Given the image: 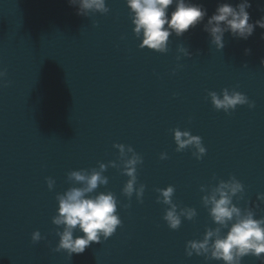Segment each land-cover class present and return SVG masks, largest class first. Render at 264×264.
<instances>
[{
    "label": "water",
    "instance_id": "1",
    "mask_svg": "<svg viewBox=\"0 0 264 264\" xmlns=\"http://www.w3.org/2000/svg\"><path fill=\"white\" fill-rule=\"evenodd\" d=\"M192 2L211 16L218 4L242 0ZM249 2L254 22L264 16V0ZM78 6L79 0L73 6L0 0V71L6 73L0 77V264H225L187 257L185 244L202 240L207 230L227 233L204 198L233 176L244 191L232 204L264 218L257 199L264 193V29L257 27L248 40L226 32L217 50L200 24L170 36L167 53H157L138 47L127 0H105L106 13L78 16ZM224 88L246 94L255 107L215 110L207 93ZM176 127L202 137L207 152L201 160L192 148L175 151L170 130ZM114 144L130 145L143 157L135 184L145 185L142 203L135 191L130 198L122 191L132 153L121 156ZM161 152L168 158L161 160ZM93 170L107 183L86 195L113 193L122 225L81 254L55 252L65 227L52 222L56 197L83 186L68 173ZM46 177L55 182L51 190ZM169 185L181 220L177 230L163 220L170 205L158 202L157 189ZM189 209L191 219L183 214ZM36 230L45 239L33 243ZM81 235L77 227L73 239ZM241 264L260 261L246 256Z\"/></svg>",
    "mask_w": 264,
    "mask_h": 264
},
{
    "label": "clouds",
    "instance_id": "2",
    "mask_svg": "<svg viewBox=\"0 0 264 264\" xmlns=\"http://www.w3.org/2000/svg\"><path fill=\"white\" fill-rule=\"evenodd\" d=\"M68 4L76 5L77 0H68ZM173 4L175 8L169 12ZM127 6L134 24L133 32L140 39L138 47L157 53H167L170 36L175 34L177 37H182L200 24L204 25L203 30L210 35L211 43L216 46L217 50L224 48L226 32L230 33L233 38L248 40L257 27L264 29V16L250 22V13L247 11L251 7L249 0H242L235 6L229 3L218 4L211 16H208L207 8L192 0H127ZM89 11L106 13L108 9L105 6V0H79L76 15H86ZM206 17L207 22L204 23ZM261 39H264V32L261 33ZM180 51L188 54L183 48ZM250 52L251 49H245L246 55ZM261 65H264V59H261ZM5 74V71H0V77ZM206 98H210L215 110H223L226 114H231L240 105H247L249 109L255 107V103L250 101L246 94L235 88L231 91L224 88L219 94L216 91H208ZM170 131L176 145L175 151L183 152L187 148H192L197 160H201L206 154L207 149L199 135H193L189 130L182 131L179 127ZM114 147L119 149L121 156H124L126 151L132 153L124 166L125 174L130 179L122 191L129 198L135 191L138 202L142 203L145 185L141 184L140 188L136 189L135 184L136 165L143 163V157L130 145L114 144ZM159 158L167 159V153L161 152ZM100 168L103 171L105 165L101 164ZM68 177L82 182L83 186L71 188L56 197L58 209L52 222L57 226L64 225L65 227L62 233H58L60 240L53 251L66 250L71 256L74 253H83L93 243H101V237L104 240L110 238L118 226L122 225V220L117 212V200L113 193L86 195L93 192L98 185L107 183V178L103 177L100 172L93 170L91 174H85L82 171H72L68 173ZM46 183L48 189L51 190L55 182L51 177H46ZM157 191L163 198L162 201L158 198V202L170 205L163 220L170 229H179L180 216L176 214V206L171 201L174 187L169 185ZM243 191V183L233 176L230 182L222 181L210 197L204 198L205 205L209 203L212 205L210 214L214 222L228 228V231L220 236V228L207 230L202 240L187 241L185 244L187 257L195 253L198 256H204L205 260H222L225 264H241L244 257L253 256L260 261V264H264V218L255 219L252 211L243 213L232 204V196ZM257 199L264 202V193H258ZM183 214L191 219L195 212L189 209ZM77 227L83 235L73 239V232ZM41 239L45 237H41L39 230L31 234L33 243Z\"/></svg>",
    "mask_w": 264,
    "mask_h": 264
}]
</instances>
